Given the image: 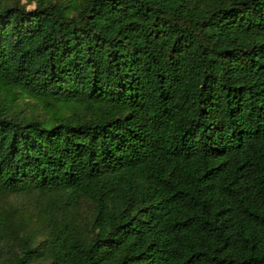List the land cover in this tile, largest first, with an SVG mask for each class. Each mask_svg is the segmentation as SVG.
I'll return each instance as SVG.
<instances>
[{
  "label": "trees",
  "instance_id": "trees-1",
  "mask_svg": "<svg viewBox=\"0 0 264 264\" xmlns=\"http://www.w3.org/2000/svg\"><path fill=\"white\" fill-rule=\"evenodd\" d=\"M0 264H264V0H0Z\"/></svg>",
  "mask_w": 264,
  "mask_h": 264
},
{
  "label": "rangeland",
  "instance_id": "rangeland-1",
  "mask_svg": "<svg viewBox=\"0 0 264 264\" xmlns=\"http://www.w3.org/2000/svg\"><path fill=\"white\" fill-rule=\"evenodd\" d=\"M20 4L24 7H26L27 10H32L34 8V0H19ZM17 103L16 105H18L19 107H23L26 106V112H31L33 109H35L36 107L39 108V106L36 104L35 101L33 100H29V99H25L23 97L17 96ZM24 108V107H23ZM16 203L18 205H23L27 203V199L24 198H18L16 200ZM89 208L87 205H82L81 208L78 209V217L80 219H85L87 218V215L89 214Z\"/></svg>",
  "mask_w": 264,
  "mask_h": 264
}]
</instances>
